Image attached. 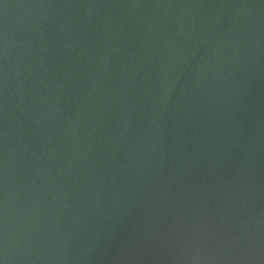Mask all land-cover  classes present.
<instances>
[{"label": "water", "instance_id": "obj_1", "mask_svg": "<svg viewBox=\"0 0 264 264\" xmlns=\"http://www.w3.org/2000/svg\"><path fill=\"white\" fill-rule=\"evenodd\" d=\"M0 264H264V0H0Z\"/></svg>", "mask_w": 264, "mask_h": 264}]
</instances>
